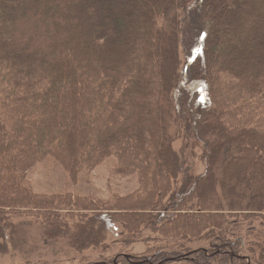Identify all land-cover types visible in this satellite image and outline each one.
I'll list each match as a JSON object with an SVG mask.
<instances>
[{"label": "trees", "instance_id": "16d2710c", "mask_svg": "<svg viewBox=\"0 0 264 264\" xmlns=\"http://www.w3.org/2000/svg\"><path fill=\"white\" fill-rule=\"evenodd\" d=\"M181 129L203 144V174L181 169ZM110 156L137 174L136 190L95 201L36 193L27 177L55 161L75 183ZM8 216L78 252L102 246L115 223L132 240L152 223L165 236L209 234L193 263L264 264V0H0V222ZM257 219L249 249L229 240L231 223ZM126 255L116 261L159 260Z\"/></svg>", "mask_w": 264, "mask_h": 264}, {"label": "rangeland", "instance_id": "374dc122", "mask_svg": "<svg viewBox=\"0 0 264 264\" xmlns=\"http://www.w3.org/2000/svg\"><path fill=\"white\" fill-rule=\"evenodd\" d=\"M157 23L158 25L164 23V19L160 18ZM188 26L194 27L193 24ZM185 31L190 32L189 29ZM179 50L178 61L182 64L185 60L183 53L185 50L181 47ZM203 99L201 98V103ZM169 121L170 119L167 122L169 123ZM172 146L177 152L179 160L182 161L181 169L188 170L194 175L205 172L204 147L192 131L181 129ZM48 164H36L27 173L30 186L36 193L73 192L78 195H89L95 201H102L111 194L125 195L138 188L137 174L118 173L119 169L115 168L114 156H110L101 166L91 171H80L75 183L58 163L54 161L52 166H47ZM180 181L179 175L171 183L175 185ZM253 185L258 186L259 181H253ZM169 200V194H167L163 200L164 204L169 206ZM260 221L257 219L250 223L248 221L241 224L231 223L226 231L227 233L230 231L229 240L232 242L240 240L241 246L249 249L252 246L250 240L253 239L249 238L248 232L256 227L261 228ZM19 222L22 224L21 226L18 225ZM37 223V220L30 217L15 218V216H8L7 222H0V264H119L116 258L119 255L122 257L123 254L128 255L125 257L128 260L132 258L130 256L140 257L141 260L138 263L142 262L143 258L152 257L159 259L156 263L159 264L164 256L165 264H199L193 263L192 252H199L203 248L207 249L205 252L207 254L210 251L208 245L213 241V238L209 234L205 235V232L199 234L198 237L187 236L185 239L172 236V234L165 236L155 232V227L159 225L152 223L142 226L140 234L133 240L124 239L122 238L124 233L121 231V225L118 227V224L115 223L116 228L106 230V238L102 246L90 247L78 252L66 247V239H61L59 243L57 242L58 244L51 246L48 240H45L46 238L41 235ZM18 228L21 232L19 238ZM255 231L257 230L255 229ZM13 233H15L14 237H11ZM117 234L121 236H117ZM181 256L187 259L178 260ZM244 257L248 262L250 261L248 252Z\"/></svg>", "mask_w": 264, "mask_h": 264}, {"label": "water", "instance_id": "95a60500", "mask_svg": "<svg viewBox=\"0 0 264 264\" xmlns=\"http://www.w3.org/2000/svg\"><path fill=\"white\" fill-rule=\"evenodd\" d=\"M127 256V255H126Z\"/></svg>", "mask_w": 264, "mask_h": 264}]
</instances>
